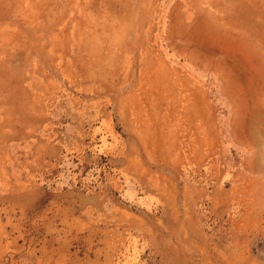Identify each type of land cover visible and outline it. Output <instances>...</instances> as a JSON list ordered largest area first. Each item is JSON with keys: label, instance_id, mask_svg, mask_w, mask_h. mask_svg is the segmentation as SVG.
Masks as SVG:
<instances>
[{"label": "rangeland", "instance_id": "374dc122", "mask_svg": "<svg viewBox=\"0 0 264 264\" xmlns=\"http://www.w3.org/2000/svg\"><path fill=\"white\" fill-rule=\"evenodd\" d=\"M0 264H264V0H0Z\"/></svg>", "mask_w": 264, "mask_h": 264}]
</instances>
